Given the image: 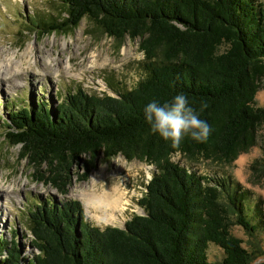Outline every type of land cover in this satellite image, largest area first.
I'll return each instance as SVG.
<instances>
[{"label": "trees", "instance_id": "1", "mask_svg": "<svg viewBox=\"0 0 264 264\" xmlns=\"http://www.w3.org/2000/svg\"><path fill=\"white\" fill-rule=\"evenodd\" d=\"M64 15H31L27 27L44 35L67 33L87 17L118 41L139 38L145 76L116 95L67 94L55 106L38 99L11 108L5 139L20 145L34 180L67 194L73 175L86 181L102 155H123L155 170L139 199L143 214L124 228L93 225L76 199H42L28 212L34 252L22 257L0 237V264H212L207 250H223L219 264H249L254 253L231 233L240 225L261 237L260 205L228 177L198 173L171 158L232 163L254 144L264 121L256 95L264 75V8L258 0H61ZM185 93L207 108L212 132L179 146L152 134L143 119L151 100ZM87 157V159H85ZM85 159V160H84ZM83 162V172L73 173Z\"/></svg>", "mask_w": 264, "mask_h": 264}, {"label": "rangeland", "instance_id": "2", "mask_svg": "<svg viewBox=\"0 0 264 264\" xmlns=\"http://www.w3.org/2000/svg\"><path fill=\"white\" fill-rule=\"evenodd\" d=\"M258 2L264 8V0ZM37 13L48 17L64 15L61 0H0V237L14 240L25 258L36 252L30 243L32 235L27 222L28 212L35 203L45 198L57 202L76 199L93 225L122 227L134 214L143 213L138 202L155 170L152 164L127 160L120 154L109 160L100 155L86 181H79L73 175L67 194L34 180L33 169L26 159H20V145H10L4 136L3 119L12 107L29 108L31 100L35 104L38 99L55 107L67 94L78 89L89 94L116 95L112 88L129 90L145 76L139 38L131 39L127 35L118 41L101 32L87 17L67 33L42 35L31 29L25 31L27 27L33 28L29 20ZM256 106L264 108V75ZM171 159L198 173L216 176L219 181L228 177L239 192L255 199L261 211V237H251L237 224L230 231L254 253L249 264H264V121L257 128L254 144L230 164L201 158L189 160L181 154H174ZM84 160L75 166L73 173L83 172ZM115 184L126 192L129 205L120 212L119 220L105 223L95 216L97 212L88 208L81 193L87 187L101 190ZM207 253L212 264H219L224 255L214 244L209 245Z\"/></svg>", "mask_w": 264, "mask_h": 264}, {"label": "clouds", "instance_id": "3", "mask_svg": "<svg viewBox=\"0 0 264 264\" xmlns=\"http://www.w3.org/2000/svg\"><path fill=\"white\" fill-rule=\"evenodd\" d=\"M205 108L206 102H201L197 108L190 103L185 93L178 92L164 102L153 99L147 103L143 108V119L152 134L176 146L186 136L203 143L212 132L211 125L201 118Z\"/></svg>", "mask_w": 264, "mask_h": 264}, {"label": "bare ground", "instance_id": "4", "mask_svg": "<svg viewBox=\"0 0 264 264\" xmlns=\"http://www.w3.org/2000/svg\"><path fill=\"white\" fill-rule=\"evenodd\" d=\"M125 194L126 192L115 184L101 190H95L93 186L87 187L82 191L81 197L88 208L98 213L95 216L99 220L105 223H113L119 220V215L126 209V205H129Z\"/></svg>", "mask_w": 264, "mask_h": 264}, {"label": "water", "instance_id": "5", "mask_svg": "<svg viewBox=\"0 0 264 264\" xmlns=\"http://www.w3.org/2000/svg\"><path fill=\"white\" fill-rule=\"evenodd\" d=\"M143 214V213H142ZM124 225H125V223H124ZM124 225L122 226L123 228H124Z\"/></svg>", "mask_w": 264, "mask_h": 264}]
</instances>
